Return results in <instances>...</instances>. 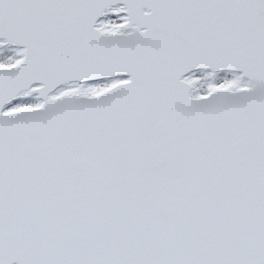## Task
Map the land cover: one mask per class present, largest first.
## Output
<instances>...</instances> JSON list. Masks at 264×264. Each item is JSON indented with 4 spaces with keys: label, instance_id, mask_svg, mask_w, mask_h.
<instances>
[{
    "label": "snow or ice",
    "instance_id": "snow-or-ice-1",
    "mask_svg": "<svg viewBox=\"0 0 264 264\" xmlns=\"http://www.w3.org/2000/svg\"><path fill=\"white\" fill-rule=\"evenodd\" d=\"M0 264H264V0H0Z\"/></svg>",
    "mask_w": 264,
    "mask_h": 264
}]
</instances>
